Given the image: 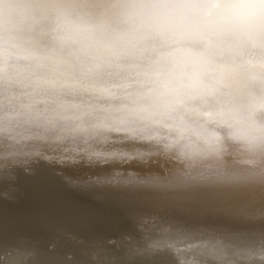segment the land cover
I'll return each instance as SVG.
<instances>
[{
	"label": "clouds",
	"instance_id": "9594fccd",
	"mask_svg": "<svg viewBox=\"0 0 264 264\" xmlns=\"http://www.w3.org/2000/svg\"><path fill=\"white\" fill-rule=\"evenodd\" d=\"M61 167L264 264V0H0V201Z\"/></svg>",
	"mask_w": 264,
	"mask_h": 264
},
{
	"label": "bare ground",
	"instance_id": "6f19581e",
	"mask_svg": "<svg viewBox=\"0 0 264 264\" xmlns=\"http://www.w3.org/2000/svg\"><path fill=\"white\" fill-rule=\"evenodd\" d=\"M53 172L47 169L34 179L25 182L22 172L15 173L14 184L20 194L14 201H0V227L5 233L24 231L37 241L61 232V254L65 264H77L86 258L82 242L96 237L121 240L122 234L132 233L140 241V250L133 253L121 240L117 247L103 253L108 260L135 259L138 264H184L192 260L190 250L194 241H179L177 247H161L144 251L146 236L163 232L167 220L160 219L156 209L147 202L106 197L97 199L82 191H73L62 182L64 176L81 179L93 174L88 169L61 167ZM183 253V254H182Z\"/></svg>",
	"mask_w": 264,
	"mask_h": 264
},
{
	"label": "snow or ice",
	"instance_id": "6c2138e0",
	"mask_svg": "<svg viewBox=\"0 0 264 264\" xmlns=\"http://www.w3.org/2000/svg\"><path fill=\"white\" fill-rule=\"evenodd\" d=\"M63 183L79 187L82 181L72 176H64ZM5 187H9V185L6 184ZM214 210L229 212L233 209L217 207ZM61 232L62 230H57L55 235L37 241L34 236L27 232L16 231L6 234L4 229L0 227V264H65V259L61 254ZM185 235V232L181 230L150 234L144 240V251L159 249L162 246L177 247L178 242L182 241ZM121 240L131 252L135 253L140 250V241L132 233L122 234ZM121 240L96 237L93 240L82 242L86 258L77 264H138V261L131 258L127 260L104 258L103 253L109 247L124 246L121 244ZM177 251L181 250L177 247ZM186 251H191V249ZM176 264H184V262L179 259Z\"/></svg>",
	"mask_w": 264,
	"mask_h": 264
},
{
	"label": "water",
	"instance_id": "95a60500",
	"mask_svg": "<svg viewBox=\"0 0 264 264\" xmlns=\"http://www.w3.org/2000/svg\"><path fill=\"white\" fill-rule=\"evenodd\" d=\"M56 175V174H55Z\"/></svg>",
	"mask_w": 264,
	"mask_h": 264
}]
</instances>
